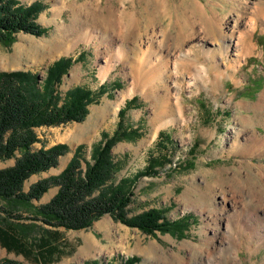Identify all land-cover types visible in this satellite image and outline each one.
I'll return each instance as SVG.
<instances>
[{
  "label": "rangeland",
  "instance_id": "obj_1",
  "mask_svg": "<svg viewBox=\"0 0 264 264\" xmlns=\"http://www.w3.org/2000/svg\"><path fill=\"white\" fill-rule=\"evenodd\" d=\"M18 1L27 5L40 1L44 9L37 21L48 31L39 36L19 32L11 43L0 41V72L30 71L42 84L52 65L69 57L71 65L57 86L60 99L77 86L97 92V100L88 106L82 121L32 127L38 138L34 149L56 144L68 149L56 167L31 175L24 182V191L38 180L58 175L77 146L83 147L84 167L93 146L105 135L112 136L117 128L131 129L134 132L122 136L111 149L118 169L108 185L124 178L132 185L128 217L155 209L164 217L161 222L175 224L171 232L147 234L107 214L85 229L60 228L74 251L52 264H124L128 258H135L134 264H179L177 259L183 260L181 264H206L202 231L207 205L220 204L224 194L230 197L233 180L239 182L242 177L253 186L264 180V150L261 155H246L235 149L252 128L264 135V31L259 27L254 31L255 53L237 72L239 84L227 72L220 85L205 82L182 88L183 124L175 110L166 115L162 112L160 88L147 96L140 91L128 94V90L136 84L132 58L145 52L147 37L153 34L157 44L164 31L175 35L182 28L181 33H186V19L198 20L186 11L193 8L195 0H166L163 4L157 0ZM200 1L209 16L218 11L221 17L225 14L223 23L232 19L233 1ZM179 2L187 7L175 8ZM199 25L197 22L196 28ZM204 41L211 42L208 38ZM104 71L107 73L102 76ZM101 84L105 87L100 89ZM170 115L175 122L164 125ZM249 121L253 125L248 126ZM14 163V158L0 160V169ZM57 190L58 186H51L33 203L46 204ZM21 223L26 224L21 229L27 239L37 238L39 221L23 218ZM254 244L253 253L245 246L238 251V264H264V247L254 251ZM0 258L33 264L2 248Z\"/></svg>",
  "mask_w": 264,
  "mask_h": 264
},
{
  "label": "trees",
  "instance_id": "obj_2",
  "mask_svg": "<svg viewBox=\"0 0 264 264\" xmlns=\"http://www.w3.org/2000/svg\"><path fill=\"white\" fill-rule=\"evenodd\" d=\"M43 9L40 1L27 5L18 0H0V41L11 43L19 32L46 34L48 28L37 21ZM70 62L69 57L59 58L42 84L37 74L30 71L0 72V160H15L12 167L0 169V200L3 201L0 203V248L21 255L33 264H52L74 251L60 228L85 229L107 214L147 234L171 232L175 225L166 220L161 222L164 217L155 209L128 217L132 185L127 183V178L108 185L118 169L111 149L131 129L117 128L112 136L105 135L103 141L93 146L84 167L83 147L77 146L58 175L38 180L24 191V182L31 175L56 167L58 158L68 149L64 144L34 149L38 138L32 127L82 121L88 106L97 100V92L81 86L68 90L60 99L57 86ZM51 186H58L55 195L46 204L35 205L33 201L39 200ZM96 191H99L97 195ZM23 218L40 222L39 234L32 241L22 232V226L26 225L21 223ZM136 261L128 258L124 264ZM0 264L21 263L0 258Z\"/></svg>",
  "mask_w": 264,
  "mask_h": 264
},
{
  "label": "bare ground",
  "instance_id": "obj_3",
  "mask_svg": "<svg viewBox=\"0 0 264 264\" xmlns=\"http://www.w3.org/2000/svg\"><path fill=\"white\" fill-rule=\"evenodd\" d=\"M157 1L163 4L166 0ZM231 1L234 4L233 17L225 23L224 13L221 17L218 11H212L209 16L206 5L200 0H195L192 9L186 8L187 4L183 2L177 3L175 8L185 6L190 16L195 14L198 20L194 22L186 19V33H181L182 28L175 35L164 31L157 44L153 34L147 37L144 55L142 52L136 53L132 58L136 86L131 87L128 94L140 91L147 96L152 92L156 94L160 88L162 93L158 99L162 112L166 115L170 110H175L184 124L186 119L181 98L182 88L199 87L205 82L220 85L221 79L228 75L227 72L239 84L237 72L247 61L246 58L255 53L254 31L258 27L264 31V0ZM197 22L200 25L196 28ZM206 38L211 42L204 41ZM106 73L104 71L102 76ZM262 93L261 97L264 98ZM167 119L164 125L175 122V117L171 115ZM250 121L248 126L253 125ZM250 132L243 141L238 140L235 149L246 155L262 153L264 135H259L253 128ZM241 178L239 182L232 181L230 197L224 194L220 204L211 202L205 208L202 246L206 247V264H235L238 261L237 253L243 246L252 252V242L255 243L254 251L264 247V180L253 186L249 180ZM177 261L183 263V260Z\"/></svg>",
  "mask_w": 264,
  "mask_h": 264
},
{
  "label": "crops",
  "instance_id": "obj_4",
  "mask_svg": "<svg viewBox=\"0 0 264 264\" xmlns=\"http://www.w3.org/2000/svg\"><path fill=\"white\" fill-rule=\"evenodd\" d=\"M3 249V248H2Z\"/></svg>",
  "mask_w": 264,
  "mask_h": 264
}]
</instances>
